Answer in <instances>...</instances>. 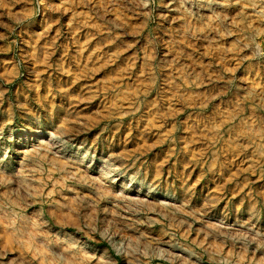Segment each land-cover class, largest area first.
Returning a JSON list of instances; mask_svg holds the SVG:
<instances>
[{
    "label": "rangeland",
    "instance_id": "obj_1",
    "mask_svg": "<svg viewBox=\"0 0 264 264\" xmlns=\"http://www.w3.org/2000/svg\"><path fill=\"white\" fill-rule=\"evenodd\" d=\"M0 264H264V0H0Z\"/></svg>",
    "mask_w": 264,
    "mask_h": 264
},
{
    "label": "bare ground",
    "instance_id": "obj_2",
    "mask_svg": "<svg viewBox=\"0 0 264 264\" xmlns=\"http://www.w3.org/2000/svg\"><path fill=\"white\" fill-rule=\"evenodd\" d=\"M101 174H103V172H101Z\"/></svg>",
    "mask_w": 264,
    "mask_h": 264
}]
</instances>
